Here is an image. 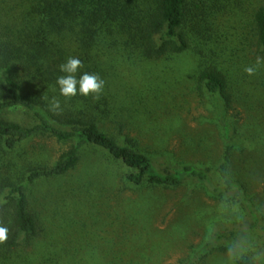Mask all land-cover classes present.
I'll list each match as a JSON object with an SVG mask.
<instances>
[{
  "label": "rangeland",
  "instance_id": "obj_1",
  "mask_svg": "<svg viewBox=\"0 0 264 264\" xmlns=\"http://www.w3.org/2000/svg\"><path fill=\"white\" fill-rule=\"evenodd\" d=\"M195 1L201 8L193 5L187 28L191 50L173 60L121 64L123 87L102 128L121 141L137 140L162 171L168 164H194L208 169L217 182L226 147L236 144L229 172L243 191L219 198L192 179L177 187L133 188L125 179L126 166L90 148L76 170L33 186L32 208L45 232L0 264H83L86 259L87 264H264V230L253 226L254 218L264 223V65L252 76L244 71L264 57L255 23L264 0ZM139 5L143 8L144 1ZM202 57H216L230 69L231 101L200 85ZM9 115L25 125L35 121L23 108ZM68 146L39 137L24 151L54 156ZM83 187L114 188L107 207L113 216L88 199L78 202ZM236 227L242 230L232 242L204 250L210 234ZM43 241L51 243L45 256L39 250Z\"/></svg>",
  "mask_w": 264,
  "mask_h": 264
},
{
  "label": "trees",
  "instance_id": "obj_2",
  "mask_svg": "<svg viewBox=\"0 0 264 264\" xmlns=\"http://www.w3.org/2000/svg\"><path fill=\"white\" fill-rule=\"evenodd\" d=\"M143 1L145 6L139 9L140 0H0V224L9 229L7 241L0 244V259L10 260L23 244L45 232L39 214L32 208L33 186L70 174L90 148L101 150L126 166L125 179L133 188L177 187L185 179H192L219 198L236 189L243 191L244 186L229 172L236 144L227 145L217 182L208 169L194 164H168L162 171L137 140L127 137L121 141L102 128L101 123L110 117L118 101V88L123 87V82H118L123 75L121 64L138 59L168 61L191 50L187 28L192 23L193 5L200 9V4L195 0ZM255 23L258 44L264 47V3L256 10ZM69 57L83 62L77 79L88 72L105 81L99 99L79 93L71 98L60 95L56 80L64 73L59 71V65ZM215 58L208 61L202 57L200 85L231 101L232 73ZM43 95L48 99H43ZM54 96L61 103L59 115L49 110V100ZM17 108L27 110L35 121L25 125L12 119L9 112ZM119 123L124 127L125 123ZM226 130L229 135V125ZM39 137L69 146L54 156H29L25 145ZM106 189L83 187L77 201L83 204L88 199L113 216L107 207L114 188ZM254 220L253 226L260 225L264 230V223ZM241 230L236 227L229 233L210 234L204 250L232 242ZM49 234L52 231L46 233L44 240ZM45 242L39 247L44 256L49 250L47 245H51ZM33 258L37 261L38 255ZM97 258L93 257L94 261ZM86 260L83 264L89 262Z\"/></svg>",
  "mask_w": 264,
  "mask_h": 264
},
{
  "label": "clouds",
  "instance_id": "obj_3",
  "mask_svg": "<svg viewBox=\"0 0 264 264\" xmlns=\"http://www.w3.org/2000/svg\"><path fill=\"white\" fill-rule=\"evenodd\" d=\"M264 65V57H257L254 66H246L244 71L249 75H255L259 66ZM83 68V62L76 57H69L66 62L59 65V71L64 73L57 77L56 85L59 88V93L65 98H71L78 93L83 96L93 95L94 99H99L103 91L105 81L95 73L84 72L77 79L76 73ZM47 100V96H42ZM49 110L54 114H61L62 108L60 100L57 97H52L49 100ZM9 229L0 224V244L5 243L8 239Z\"/></svg>",
  "mask_w": 264,
  "mask_h": 264
}]
</instances>
